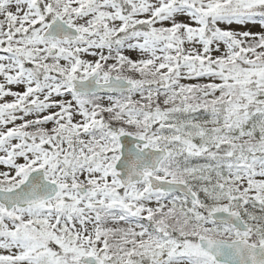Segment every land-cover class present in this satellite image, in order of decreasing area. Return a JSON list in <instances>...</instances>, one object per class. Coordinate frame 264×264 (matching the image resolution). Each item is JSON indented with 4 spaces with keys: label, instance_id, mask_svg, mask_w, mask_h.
I'll return each mask as SVG.
<instances>
[{
    "label": "snow or ice",
    "instance_id": "1",
    "mask_svg": "<svg viewBox=\"0 0 264 264\" xmlns=\"http://www.w3.org/2000/svg\"><path fill=\"white\" fill-rule=\"evenodd\" d=\"M0 264H264V0H0Z\"/></svg>",
    "mask_w": 264,
    "mask_h": 264
}]
</instances>
